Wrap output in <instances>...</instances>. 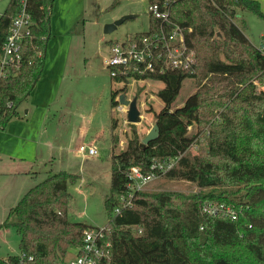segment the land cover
Masks as SVG:
<instances>
[{"label": "trees", "instance_id": "1", "mask_svg": "<svg viewBox=\"0 0 264 264\" xmlns=\"http://www.w3.org/2000/svg\"><path fill=\"white\" fill-rule=\"evenodd\" d=\"M164 2L170 7V21L192 28L186 41L196 61L189 70L168 69L142 76L164 82L158 91L164 106L156 113L160 135L144 145L134 133L127 146L113 154L110 189L105 196L109 222L103 239L110 243L106 247L109 257L96 264H264V93L255 84H264V41L262 52L253 49L252 60L242 58L230 39L248 40L229 20L238 17L239 11L264 18L261 3L148 0L159 5ZM21 4L22 0H10L0 16V45ZM32 4L31 12L40 25L24 42L21 69L0 80L2 128L18 114V105L29 97L44 71L51 7L46 0H32ZM217 14L224 17L221 26L230 39L217 35ZM159 23L150 15L148 30L137 32L136 37L147 35ZM129 76L115 80L127 83ZM186 78H197L199 85L181 106L173 108ZM118 92L111 93L112 105L118 104ZM191 125H196L193 134ZM199 137L206 145L187 154ZM169 158L177 160L164 176L195 182L207 190L193 194L139 190L132 205L115 213L118 197L128 193L131 168L139 166L149 173L153 159ZM78 178L67 170L51 173L10 208L0 229L16 228L19 252L0 255V264H68L69 249L83 244L85 229L96 227L70 218L73 194L69 186ZM211 201L232 207L236 219L224 212H203V204Z\"/></svg>", "mask_w": 264, "mask_h": 264}, {"label": "rangeland", "instance_id": "2", "mask_svg": "<svg viewBox=\"0 0 264 264\" xmlns=\"http://www.w3.org/2000/svg\"><path fill=\"white\" fill-rule=\"evenodd\" d=\"M9 1L0 0V16ZM46 2L53 3L55 14L50 11L49 24L54 32L47 44L44 71L29 97L18 105V114L4 128L0 127V223L31 187L51 173L67 170L79 176L69 186L73 194L69 205L71 220L104 227L109 222L105 196L110 189L113 154L123 150L134 133L142 143L156 123V113L164 106L158 96L163 81L153 78L127 83L116 81L105 63L111 42H123L129 34L149 28V3L148 0ZM129 9L137 16L127 19L112 32L104 31L107 23L127 14L117 15L119 12ZM239 14L229 20L243 33L246 30L252 41L245 33L246 43L230 39L221 26L224 17L218 14L217 35L229 38L242 58L252 60L253 49L263 51L264 18L250 11H239ZM255 84L264 93V84ZM198 85L197 78H186L173 108L181 106ZM113 90L119 91L117 105L111 103ZM245 90H241L238 100ZM122 93L137 99L142 115L140 122L128 121L127 107L119 101ZM85 131L92 135L87 140L97 149L95 155L79 152V145L86 138ZM195 131L196 125H191L189 132ZM200 145H206L202 137L197 138L187 154L196 153ZM29 169L33 171L28 172ZM143 190L193 194L207 188L163 175L150 181ZM19 240L13 225L0 229V255L19 252ZM75 250L69 249L66 261L75 256Z\"/></svg>", "mask_w": 264, "mask_h": 264}, {"label": "built area", "instance_id": "3", "mask_svg": "<svg viewBox=\"0 0 264 264\" xmlns=\"http://www.w3.org/2000/svg\"><path fill=\"white\" fill-rule=\"evenodd\" d=\"M32 5V0H22L7 36L0 45V80L17 74L23 65L24 42L27 38L33 37L34 29L40 25L39 20L35 19L31 12ZM44 6L45 4L41 3V7ZM148 12L160 21L157 27L142 37L133 34L123 42H114L110 45L105 63L113 79L130 74V80L136 82L144 80L142 76L148 73L161 74L168 69L193 68L196 55L186 41L187 32L192 28L170 21V7L167 2L162 5L149 3ZM41 38L44 39L45 36ZM12 105L13 103L10 102L9 106ZM79 151L89 155L98 152L94 146L86 143L79 146ZM176 160L177 158H169L157 162L153 159L152 170L149 173L143 172L139 166H133L128 174V193L118 197L120 203L115 208V213H120L123 208L132 205L135 192L143 190L150 181L162 176L176 163ZM202 211L210 215L224 212L232 219L237 217L232 207L214 201L204 203ZM104 230L105 226L85 229L83 244L76 248L75 256L67 263L96 264L100 258L109 257L106 247L110 246V243H103Z\"/></svg>", "mask_w": 264, "mask_h": 264}, {"label": "water", "instance_id": "4", "mask_svg": "<svg viewBox=\"0 0 264 264\" xmlns=\"http://www.w3.org/2000/svg\"><path fill=\"white\" fill-rule=\"evenodd\" d=\"M137 14L127 13L116 19L114 22L107 23L105 25V32H112L115 30L120 24L125 22L129 18L136 17ZM119 101L121 104L127 107V119L131 123H138L142 120L141 111L138 107L137 99L128 98V96L124 93L120 94ZM160 135V128L158 123L156 122L152 129L148 132V134L142 140V144L147 145L150 141L156 140Z\"/></svg>", "mask_w": 264, "mask_h": 264}, {"label": "crops", "instance_id": "5", "mask_svg": "<svg viewBox=\"0 0 264 264\" xmlns=\"http://www.w3.org/2000/svg\"><path fill=\"white\" fill-rule=\"evenodd\" d=\"M56 0H54V2H55ZM258 1H260V3H261V7H262V10L264 11V0H258ZM51 8V14L53 15V14H55V11L53 10V3L52 4H50L49 5ZM56 11H57V9H56ZM124 13H130V9L129 10H124V11H122V12H119L117 15H123ZM238 16H240V14L238 15ZM50 31H51V34L54 32L53 31V26H51V28H50ZM246 30H244V33L246 34V32H245ZM137 32H135L134 34H136ZM128 36H130V34L128 35ZM246 36L250 39V37L246 34ZM263 38H264V34H262L261 35ZM251 40V39H250ZM252 41V40H251ZM112 43H114V42H111L110 44H109V46H108V50H109V47H110V45L112 44ZM109 52V51H108ZM108 55V54H107ZM107 57V56H106ZM106 59V58H105ZM87 132L85 131L84 132V134H86ZM88 135V136H87ZM86 138H85V141H83L82 143H86V144H89V145H92V144H90L89 142H88V140H87V138L90 140V139H92V135H90V134H86V136H85ZM81 145V144H80ZM79 145V146H80ZM80 152V151H79ZM87 155H89V154H87ZM31 171H33V169H29L28 170V172H31ZM8 228V227H7ZM3 229H5V228H3ZM9 253H18V252H9ZM9 253H7V254H9ZM3 256H6V255H3Z\"/></svg>", "mask_w": 264, "mask_h": 264}]
</instances>
